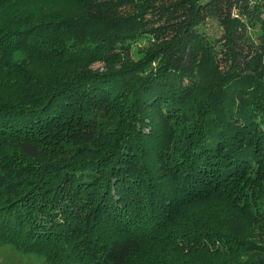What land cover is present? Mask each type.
<instances>
[{
  "label": "trees",
  "instance_id": "1",
  "mask_svg": "<svg viewBox=\"0 0 264 264\" xmlns=\"http://www.w3.org/2000/svg\"><path fill=\"white\" fill-rule=\"evenodd\" d=\"M50 1L0 0V241L264 264V0Z\"/></svg>",
  "mask_w": 264,
  "mask_h": 264
},
{
  "label": "rangeland",
  "instance_id": "2",
  "mask_svg": "<svg viewBox=\"0 0 264 264\" xmlns=\"http://www.w3.org/2000/svg\"><path fill=\"white\" fill-rule=\"evenodd\" d=\"M32 1H37V3L32 2ZM47 1L49 3H47ZM30 2L36 5L39 4L38 6L41 10L44 8H52L53 10L55 7H60L66 10L72 8L68 3H64L62 1L52 2L50 0H14V7H12V9L22 6V4L24 5V3H30ZM5 11L6 10H5L4 4H0V17L2 18H4L5 16H6L5 18L9 17V15ZM1 28L2 26H0V30ZM205 29L207 32L210 33V35L214 37L216 34L218 35L220 33V30H219L220 25L218 24L217 20L212 16H209V18L206 19ZM257 31H258V26H250L247 28V32L251 38H255ZM13 52L15 55H17V57L24 55V52L22 50H17ZM91 65L94 68H99L102 70H104L105 68L103 65V61L101 60L94 61L91 63ZM1 205L3 204L0 199V206ZM223 207L225 206L222 205V207H220L219 209ZM0 217H2L1 214H0ZM17 227H19L20 229V225H17ZM25 227L26 226L23 227V233L21 235L22 237L25 231ZM19 235H17L18 238H19ZM0 264H48V263L45 262L44 259L37 253L21 250L10 242L0 241ZM133 264H136V263H133Z\"/></svg>",
  "mask_w": 264,
  "mask_h": 264
}]
</instances>
